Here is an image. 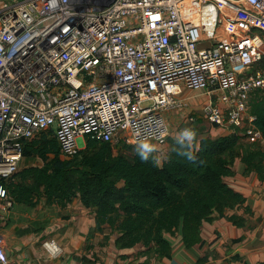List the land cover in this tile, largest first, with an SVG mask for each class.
Here are the masks:
<instances>
[{"label": "built area", "instance_id": "obj_1", "mask_svg": "<svg viewBox=\"0 0 264 264\" xmlns=\"http://www.w3.org/2000/svg\"><path fill=\"white\" fill-rule=\"evenodd\" d=\"M185 90L208 95L203 115L212 126L263 139L247 100L264 91V0L1 5L0 230L27 143L50 132L62 159L87 140L164 144L165 116L189 108ZM187 120L198 123L195 114ZM4 240L0 233V264H10ZM43 246L62 253L55 241Z\"/></svg>", "mask_w": 264, "mask_h": 264}, {"label": "trees", "instance_id": "obj_2", "mask_svg": "<svg viewBox=\"0 0 264 264\" xmlns=\"http://www.w3.org/2000/svg\"><path fill=\"white\" fill-rule=\"evenodd\" d=\"M254 125L264 138V98L251 110ZM197 129V128H196ZM198 136L197 131H195ZM52 134V133H51ZM48 133L26 144L24 157H38L43 167H28L9 185L18 205L34 208L45 199L48 206L65 208L80 197L87 208L97 213V227L110 225L120 233L121 249L138 244L156 245L158 252L170 256L166 234L182 230L188 247L199 243L200 230L218 213L234 210L244 204V197L234 191L225 178L241 157L248 172H256L264 180V152L257 144H240L244 136L238 131L226 137L192 142L196 160L183 158L190 151L184 139L171 141L164 165L160 167L152 149L149 159L142 161L136 149L131 155L114 156L110 143L87 140V149L73 159H62L58 142ZM230 221L242 226L244 220L232 216Z\"/></svg>", "mask_w": 264, "mask_h": 264}, {"label": "crops", "instance_id": "obj_3", "mask_svg": "<svg viewBox=\"0 0 264 264\" xmlns=\"http://www.w3.org/2000/svg\"><path fill=\"white\" fill-rule=\"evenodd\" d=\"M9 1L13 0H0V6ZM183 97L193 110L165 116L171 137L180 139L176 138V130L190 128L187 118L191 114L203 120L199 127L198 123L192 125L197 127L194 130L198 133L197 144L206 137L215 139L233 133L234 129H210L212 125L203 115L210 99L205 92L185 90ZM201 127L204 129L200 130ZM249 140L244 137L240 144L246 147ZM257 142L264 152V138ZM170 148L160 149L164 158L163 163L162 159L157 161L160 167L166 162ZM26 159L30 158L23 161ZM261 161L264 162L258 158L256 163ZM27 165L25 169L32 166ZM231 172L225 182L244 197V204L227 210L223 216L214 214L212 221L201 227L200 241L192 247L185 244L181 229L174 236L166 234L169 257L161 255L156 245L138 244L121 249L117 245L120 233L110 225L99 230L96 210L87 208L78 197L65 208L48 206L45 199H40L34 208L15 203L8 223L0 230L10 264H264V180L258 173L248 172L241 157L235 159ZM232 216L243 219L244 224L235 225L230 221ZM47 241L57 242L62 253L50 254L43 246Z\"/></svg>", "mask_w": 264, "mask_h": 264}, {"label": "rangeland", "instance_id": "obj_4", "mask_svg": "<svg viewBox=\"0 0 264 264\" xmlns=\"http://www.w3.org/2000/svg\"><path fill=\"white\" fill-rule=\"evenodd\" d=\"M263 98H264V91H259L255 95H252V96H250L248 98V100H247V106H248V115L249 116L251 115V110H252L253 106L256 104L257 100H261ZM191 109H192V107L190 108V106H189V109L188 110L191 111ZM178 113H182V112H178ZM178 113L175 112V113H172L170 115L177 116V115H179ZM202 122H203V120L201 118L198 119V125H197V127H199V125L202 124ZM197 127H193L192 125H190V128L189 129L195 130V128H197ZM212 128H220V127H218V126H211L210 129H212ZM181 129H185V128H178L176 130V135H177V137L175 136L176 138L183 139L182 136L180 135ZM203 129H204L203 127L200 128V130H203ZM229 130H232V129H229ZM48 135H49L48 139H53L54 138L50 132L48 133ZM171 138H173L172 140H176L174 137H171L170 136L168 138L167 142H165L164 144H159V143H149V144H146L147 146H151L154 149L156 162L158 161V163H159L160 162V159H162V163H163L164 158H163V154L160 153V149L161 148L162 149H165V148L168 149L169 146L171 147V144H170V141H172ZM207 138L208 137H206V139ZM245 144L246 145H248V144H257V141H255V140H251L250 141L249 140ZM112 146L114 148V151H113L114 156H118V155H121V154L131 155V152H129L128 150L126 151L125 149H128L129 146H134V145H132L131 143H129L127 140L126 141L125 140H120L118 143L113 144ZM86 149H87V141L85 142V144H83L81 146V151H85ZM24 159H25V157H24ZM25 164H28L27 166H31L32 165L31 167H43L45 165V162L42 159L38 158V157H33V158H30V159H26V161H23V163L20 165L18 175L25 169L24 168V165ZM171 236H174V235H171Z\"/></svg>", "mask_w": 264, "mask_h": 264}, {"label": "clouds", "instance_id": "obj_5", "mask_svg": "<svg viewBox=\"0 0 264 264\" xmlns=\"http://www.w3.org/2000/svg\"><path fill=\"white\" fill-rule=\"evenodd\" d=\"M182 138L189 144L190 151L186 152L183 156L186 160L190 162H194L196 160L195 154L191 151L192 142L195 140L196 133L192 129H184L180 132ZM142 161H147L149 159V153L152 149L148 148V146L144 143H141L137 146L136 149Z\"/></svg>", "mask_w": 264, "mask_h": 264}]
</instances>
